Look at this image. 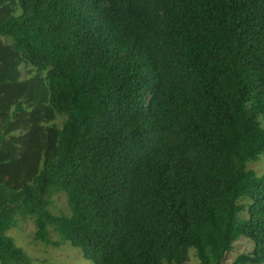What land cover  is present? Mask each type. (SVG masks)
<instances>
[{"label":"trees","instance_id":"trees-1","mask_svg":"<svg viewBox=\"0 0 264 264\" xmlns=\"http://www.w3.org/2000/svg\"><path fill=\"white\" fill-rule=\"evenodd\" d=\"M262 157L264 0H0V264H264Z\"/></svg>","mask_w":264,"mask_h":264},{"label":"rangeland","instance_id":"rangeland-1","mask_svg":"<svg viewBox=\"0 0 264 264\" xmlns=\"http://www.w3.org/2000/svg\"><path fill=\"white\" fill-rule=\"evenodd\" d=\"M249 167L256 171L257 176L264 173V157L258 163H250ZM59 211H67L68 207L64 198L58 199L56 202ZM247 216V214H246ZM10 236L14 239L16 245L21 247L28 256H30L36 264H94L87 259L82 250L73 247L70 243L65 242L61 247H46L44 244L35 241V226L32 222H21L18 228L10 232ZM54 239L59 236L54 235ZM254 245L251 241L242 238L236 244L234 249L228 254L226 260L228 264H232L241 254L252 252ZM187 264H198L195 253H191Z\"/></svg>","mask_w":264,"mask_h":264}]
</instances>
